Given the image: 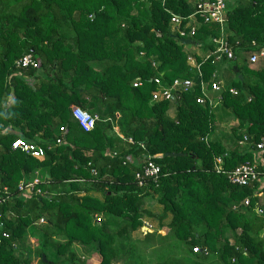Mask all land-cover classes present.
<instances>
[{"label": "trees", "instance_id": "1", "mask_svg": "<svg viewBox=\"0 0 264 264\" xmlns=\"http://www.w3.org/2000/svg\"><path fill=\"white\" fill-rule=\"evenodd\" d=\"M195 2L0 0V199L9 197L0 264H85L94 254L100 264H264V154L257 148L264 57L250 63L264 50V0L227 8L235 59L221 63L206 58L217 51L220 25L200 20L194 46L182 44L171 25L176 15L185 27ZM195 48L203 55L193 53L192 67ZM29 54L39 68H18ZM226 63H233L229 74L220 70ZM216 72L226 88L220 104L198 103L202 83L211 90ZM187 79L194 92L152 101ZM73 107L98 117L92 131L80 127ZM219 114L236 123L227 134L218 133ZM18 139L42 146L45 157L13 150ZM147 160L161 173L140 186L136 175ZM246 164L256 165L260 179L230 183L228 173ZM41 172L47 176L34 192L19 190ZM150 198L159 214L146 210ZM155 218L157 228L142 231L143 219ZM16 244L26 255L16 256Z\"/></svg>", "mask_w": 264, "mask_h": 264}, {"label": "built area", "instance_id": "2", "mask_svg": "<svg viewBox=\"0 0 264 264\" xmlns=\"http://www.w3.org/2000/svg\"><path fill=\"white\" fill-rule=\"evenodd\" d=\"M195 8L196 13L192 14L188 17V24L185 27H182L183 18L180 16L173 15L171 19V25L178 31L180 39H191L190 36H194L197 30V23L199 21H203L205 24H218L222 27V37L215 39L214 43L218 46L217 51L210 54L206 58H210V56L215 57L216 63H221L224 59L232 61L235 59V53L232 50V47L229 41L224 36V31L227 23V2L226 0H195ZM199 18V20H198ZM187 28L189 31H187ZM255 45V43H253ZM261 57H264V50H261L259 53H254L250 57V63L256 64ZM190 61L192 64H195L192 58ZM17 67L26 69V68H39V62L35 59V57L31 54L24 56L17 62ZM197 67V65L195 66ZM199 70V69H198ZM217 74L214 75L212 89L215 92H220L226 90L225 87H222L224 83L218 79ZM216 79V80H215ZM141 85L140 81H136L134 83V87H139ZM197 88V84L192 79L187 80H176L172 87L165 88L160 91H156L153 94L152 101H160V100H169L175 97V92H183V93H191L194 92ZM202 91L203 96L197 99V102L200 104H204L208 99L211 103L212 100L209 98V89L206 88V85L202 83ZM229 92L238 96L240 93L235 88H230ZM222 94V92H220ZM221 96V95H220ZM220 100V98H219ZM72 115L80 127L85 132H90L94 129L98 117H94L88 112L82 110L79 107L72 108ZM247 142V138L244 139V142L240 144H244ZM58 144H62V141L59 140ZM258 150L260 151V156L264 154V140L258 144ZM13 150H20L33 158L43 159L45 157V149L34 142H26L25 140H16L12 145ZM263 165L264 162L262 161ZM218 171H221V168H218ZM161 173V168L152 160H147L142 167L141 172L136 175V179L139 181V185L143 186L147 179H152L154 182H157ZM228 179L230 183L239 186H247L251 183L257 182L260 179V174L257 170L256 165L246 164L239 167L237 170L228 173ZM264 179V178H263ZM39 183V179L33 180L32 182L25 184L21 183L19 190L24 193H32L35 190V186ZM4 193L8 195L7 189L4 190ZM9 197H5L0 199V219L3 218L2 206ZM261 213V212H260ZM43 222V221H42ZM8 237L7 234L4 235ZM194 252H199V249H194Z\"/></svg>", "mask_w": 264, "mask_h": 264}, {"label": "rangeland", "instance_id": "3", "mask_svg": "<svg viewBox=\"0 0 264 264\" xmlns=\"http://www.w3.org/2000/svg\"><path fill=\"white\" fill-rule=\"evenodd\" d=\"M173 29H175V28L173 27ZM199 51H200L199 49L195 48V49L192 50V52H191L190 55L191 56L194 55L193 53L198 54ZM190 60L191 59H189V64L192 67H195L197 64H196L195 60H193V56H192V60L194 61L195 64H192V62ZM262 61H263V59H260L256 63V65L260 64ZM232 68H233V63L224 64V65H221L220 66V70H229V72H230V70ZM222 87H225V86L222 85ZM220 92H222V91H220ZM220 92H216L218 96L215 95V97H213L210 94V98L212 99V102H213V105L214 106H218L220 104V102H219L220 101L219 98H220V95H221ZM12 99H13L12 97L8 98V100H7L8 101V105H11ZM175 113H176L175 110H171L170 113H169V115L174 118L175 117ZM218 116H219V119H218L217 126H218V133H219V135H221L222 132L224 134L229 133L230 132L229 131V128L235 126L236 123H234V121L232 119H229L228 117H225V120L223 121V119H220L221 115L219 114ZM242 147H245V144H243ZM41 178L42 177L40 176L38 178H34L33 180H37V179H41ZM144 185H145V183H144ZM247 203L248 202H245L244 204L247 205ZM146 210L149 211V212H151V213H156V214H159V212L161 211L160 210V206L156 202V199H151V198L146 200ZM98 220L100 221V219H98ZM40 223H42V222L40 221ZM157 224H158V218L150 219V220L149 219H143V225H144V227L142 228V231H146L148 229L155 230L157 228ZM141 233H142L141 231H138L137 233H134V237L136 239L141 238L142 237V234ZM161 235H163V234H161ZM229 236L231 237V235H229ZM262 237H264V231L262 233ZM230 243L232 245L234 244L233 238H230ZM29 244L32 247H35L36 240L33 239V238L30 239ZM15 254L18 257H22V256L26 255L25 252H24V250L20 247V244H16ZM79 254L81 255V253H79ZM92 257H94V258H92ZM84 259H85V261H83V262L85 264H100L101 263V257L98 254H95V255H92V256H90V255L85 256ZM34 264H36V262ZM114 264H122V263L121 262H119V263L114 262Z\"/></svg>", "mask_w": 264, "mask_h": 264}, {"label": "crops", "instance_id": "4", "mask_svg": "<svg viewBox=\"0 0 264 264\" xmlns=\"http://www.w3.org/2000/svg\"><path fill=\"white\" fill-rule=\"evenodd\" d=\"M226 2H227V8L228 9H230V8H233V7H236V6H238V5H240L241 3H243V2H246V0H226ZM199 23H197V25H198ZM224 31V36H225V38L228 40V38H229V34L230 33H228V29L227 28H225V30H223ZM195 52V51H194ZM198 55H203L202 53H201V51H199V53H198ZM253 55V54H252ZM194 60V59H193ZM226 64H228V63H226ZM224 65V64H223ZM223 71V70H222ZM225 72H226V74H229V70H224ZM216 74H217V77H219L218 79L219 80H221L223 83H224V78H223V76H220L217 72H216ZM209 91V98H210V94L213 96V97H215V95L216 96H218L217 95V93L215 92V91H213V90H208ZM211 99V98H210ZM212 100V99H211ZM213 103V102H212ZM235 123V122H234ZM115 133L116 134H119V130L118 129H115ZM44 173V172H43ZM42 172L41 173H35L34 174V176H33V178H38V177H40V176H44V174H45V177H46V175H47V173H44L43 174ZM146 204V203H145ZM145 222V221H144ZM173 239L171 238V237H169V238H162L161 239V241H163V242H171ZM74 249L78 252V253H80V247L79 246H77V245H75L74 246ZM95 255V254H94ZM92 258H94V257H92ZM116 263H119V262H116Z\"/></svg>", "mask_w": 264, "mask_h": 264}, {"label": "water", "instance_id": "5", "mask_svg": "<svg viewBox=\"0 0 264 264\" xmlns=\"http://www.w3.org/2000/svg\"><path fill=\"white\" fill-rule=\"evenodd\" d=\"M182 44L187 45V46H194L196 43L195 41L191 40V39H181L180 40ZM236 69V68H235ZM239 79L242 80V76L239 75ZM167 156H173V154H167ZM176 156H181V155H176ZM44 261H46L45 257H43Z\"/></svg>", "mask_w": 264, "mask_h": 264}]
</instances>
